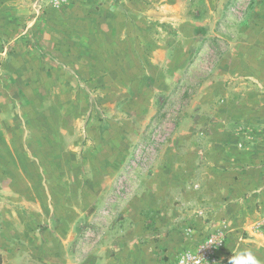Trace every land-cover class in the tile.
<instances>
[{
	"label": "rangeland",
	"instance_id": "obj_1",
	"mask_svg": "<svg viewBox=\"0 0 264 264\" xmlns=\"http://www.w3.org/2000/svg\"><path fill=\"white\" fill-rule=\"evenodd\" d=\"M257 1L214 0L209 4L208 0H69L63 5L71 20L79 19L71 22V31L77 29L79 33L78 37L73 35L69 48L75 56H82L77 65L81 66L79 76L84 75L78 77L83 88L76 83L73 93L77 97L70 102L71 127L76 128L71 136L73 139L79 134L81 144L76 157L83 164L78 169L90 174L93 168H99L109 193L100 210L88 209L81 251H91L101 239L104 243H119L130 231L136 258L132 264H168L218 228H224L227 235L219 264H228L231 256L253 247L250 238L255 236L250 229L231 226L222 216V207L207 201L211 195L216 197L209 177L221 173L207 169L212 164V150L204 151L203 147L237 143L244 125L258 126L259 119L254 122L247 118L240 102L251 81L260 84L258 93L264 96V56L257 57L256 48L249 44L255 38L242 35L247 30L255 32L251 21ZM43 3L45 8L51 5L50 0ZM82 36L86 38L84 44ZM5 39L9 51L2 54L4 60L16 52V46ZM179 58L185 62L181 70L174 64ZM153 63L159 68L147 66ZM261 102L264 105V100ZM260 119L263 128L264 112ZM36 120L44 126L40 123L44 118ZM49 135L55 139L60 136L53 132ZM101 137L116 147L113 152L99 146ZM245 138L252 143L264 139V134L252 133ZM175 145L182 148L176 150ZM235 151L226 150L225 158L237 161ZM175 152L199 154L193 187L186 182L188 185L178 188L180 184L169 181L172 177H164L168 164L160 174L164 155L172 159ZM90 156L99 161L97 167L87 163ZM115 158L118 164L111 166ZM215 168L224 170L216 163ZM40 169L54 168L48 165ZM169 170L173 172V168ZM166 184L172 190L168 195L171 210L177 207L170 216L145 204L150 188L163 193ZM180 196L187 200H180ZM9 203L13 202L0 201L6 206ZM187 207L193 211L187 212ZM256 211H263L261 204L255 205ZM114 248L112 256L122 250L118 245Z\"/></svg>",
	"mask_w": 264,
	"mask_h": 264
},
{
	"label": "crops",
	"instance_id": "obj_2",
	"mask_svg": "<svg viewBox=\"0 0 264 264\" xmlns=\"http://www.w3.org/2000/svg\"><path fill=\"white\" fill-rule=\"evenodd\" d=\"M68 1L50 0L51 5L45 8L46 5L42 7L44 0H0V201L13 202L8 206L0 204V264H132L136 259L134 235L130 231L119 243H104L101 239L94 243L91 251L80 250L83 245L80 238L88 224V209L100 210L109 193L105 191L104 173L99 168H93L90 174L78 169L83 164L76 157L81 144L79 134L73 139L71 136L76 128L71 127L70 102L77 97L73 92L79 83L78 77L84 75L79 76L81 66L77 65L82 56L69 51L71 38L78 37L76 33H79L77 29L71 31V22L79 19L71 20L68 8H63ZM208 3L214 4V0ZM251 23L255 32L247 30L242 35L255 38L254 43L249 44L256 48L257 57L263 58L264 0L257 1ZM5 38L16 46V52L6 60L2 59L7 44ZM84 39L82 36L83 44ZM174 64L181 70L185 62L179 58ZM158 65L147 66L158 69ZM250 84L249 92L246 91L240 102L247 118L254 122L259 119L258 126L244 125V129L239 130L240 142L238 138L237 143H212L203 150H212L209 153L212 164L207 169L213 174L221 173L218 177H209L216 197L211 195L207 201L222 207V216H226L231 226L250 229L255 236L253 240L250 238L253 247L244 252L250 251L258 264H264V139L251 143L245 138L252 133L264 134V127L260 128L264 96L258 93L260 84L255 81ZM37 117L44 118L40 122L44 126H39ZM54 117H58L55 122ZM26 124L36 129L30 130ZM46 127L52 128L39 133ZM50 132L60 136L55 139ZM99 142V146L108 147L111 152L116 148L102 141V137ZM181 148L175 145L176 150ZM226 150H236L237 161L226 159ZM184 155L175 152L172 159L164 155V162L159 165L161 174L168 164L164 177H172L169 181L180 184L178 188L188 185L186 182L193 187L196 183L193 178L198 174L199 154ZM88 162L96 167L99 164L94 156H90ZM215 163L224 170L215 168ZM117 164L118 158H115L111 166ZM48 165L54 169H40ZM170 168H173L172 173ZM164 187L163 193L150 188L145 204L170 216L177 207L171 210L168 197L172 190L167 184ZM179 198L187 200V197ZM200 198L203 199V195ZM257 203L261 204L262 212H254ZM115 245L122 250L112 256Z\"/></svg>",
	"mask_w": 264,
	"mask_h": 264
},
{
	"label": "built area",
	"instance_id": "obj_3",
	"mask_svg": "<svg viewBox=\"0 0 264 264\" xmlns=\"http://www.w3.org/2000/svg\"><path fill=\"white\" fill-rule=\"evenodd\" d=\"M8 51V46H5L2 54L6 55ZM188 230L191 233V229L189 228ZM190 233L188 232L187 234ZM226 243V230L224 228H218L215 231L208 233V235H206V237L199 242L194 249L189 248L182 251L168 264H197V262L198 264H219Z\"/></svg>",
	"mask_w": 264,
	"mask_h": 264
},
{
	"label": "clouds",
	"instance_id": "obj_4",
	"mask_svg": "<svg viewBox=\"0 0 264 264\" xmlns=\"http://www.w3.org/2000/svg\"><path fill=\"white\" fill-rule=\"evenodd\" d=\"M228 264H258V262L250 252H240L231 256Z\"/></svg>",
	"mask_w": 264,
	"mask_h": 264
}]
</instances>
